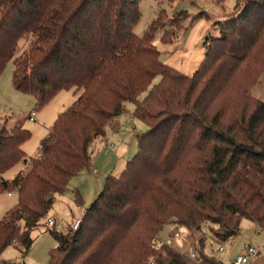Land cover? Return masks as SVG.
<instances>
[{
    "label": "trees",
    "instance_id": "trees-1",
    "mask_svg": "<svg viewBox=\"0 0 264 264\" xmlns=\"http://www.w3.org/2000/svg\"><path fill=\"white\" fill-rule=\"evenodd\" d=\"M140 1L0 0V76L15 57L13 86L38 108L61 91L77 96L39 156L22 148L28 130L0 126V194L18 196L0 218V255L12 245L29 253L33 231L90 168L93 141L127 102L148 126L138 152L107 177L77 230L50 231L58 247L48 264H221L157 245V236L170 222L199 232L210 223L220 244L244 219L264 232V101L249 95L264 71V0H239L234 14L214 21L220 35L206 39L191 76L160 61L153 40L162 13L134 33ZM173 35L165 30L164 41ZM23 39L28 48L16 56ZM19 163L14 179L1 176Z\"/></svg>",
    "mask_w": 264,
    "mask_h": 264
},
{
    "label": "rangeland",
    "instance_id": "rangeland-1",
    "mask_svg": "<svg viewBox=\"0 0 264 264\" xmlns=\"http://www.w3.org/2000/svg\"><path fill=\"white\" fill-rule=\"evenodd\" d=\"M240 5L239 0H141L140 10L142 16L135 25L134 33L138 36L144 35L152 21L160 16V27L153 40V44L160 51V61L179 72L191 76L203 62L207 49L205 41L208 37L220 35L214 21L223 20L234 14ZM183 16H176L177 14ZM180 25V26H179ZM167 30L174 33L172 41H164L163 34ZM28 48V40L20 42L16 56L23 54ZM15 57L8 62L0 76V126H6L9 130L16 127H24L31 133V136L22 144V148L28 157L39 156L42 142L50 135L59 115L66 111L77 99L73 90L61 91L48 104L42 108L36 106L35 98L30 94L17 91L13 86V71ZM156 78L153 85L158 83ZM249 95L264 101V71L259 75L255 85L251 87ZM146 92L140 96L144 99ZM135 104L127 102L124 110L117 120L105 127L104 138L97 137L95 155L92 160L91 170H84L75 176L69 183L66 192L58 195L53 209L47 217L41 221V225L33 231L34 244L29 253L25 256L19 247L12 245L0 255V264H48L50 252L58 247V241L50 231L67 233L73 229L77 219H83L88 208L94 203L102 192L106 177L103 176V169L112 164L115 174L120 176L128 161L132 160L138 152V135L148 130L146 123L134 117ZM35 111L36 121H31L29 115ZM116 124V127L112 124ZM106 138V139H105ZM92 143V145H93ZM124 147V148H123ZM131 147V148H129ZM123 148L124 150H122ZM122 154L125 152L123 166L116 167ZM91 152V149H90ZM127 154V155H126ZM23 163L17 164L1 176L4 179H14L21 170ZM120 167V168H119ZM98 172V173H97ZM82 199L81 204L77 203V196ZM18 201L16 193L0 194V218L7 210L11 209ZM53 221L49 226L48 222ZM212 224H206L203 231H197L178 223L170 222L165 225L157 236L156 244L173 242L175 249L188 254L193 249L203 253L210 258L218 245L226 248L220 254L221 260H226L231 254L235 244L239 241L251 243L259 248L264 243V232L256 225L246 219L241 221L239 236L220 243L213 232L220 231L218 227L210 228ZM176 232L180 238H174ZM195 248V249H194ZM204 250V252H203ZM203 252V253H202ZM261 254H264L262 248ZM201 258L198 262H201Z\"/></svg>",
    "mask_w": 264,
    "mask_h": 264
},
{
    "label": "built area",
    "instance_id": "built-area-1",
    "mask_svg": "<svg viewBox=\"0 0 264 264\" xmlns=\"http://www.w3.org/2000/svg\"><path fill=\"white\" fill-rule=\"evenodd\" d=\"M35 117H36L35 111L29 115V119L31 121H35ZM53 223L54 222L50 220L48 222V225L51 226L53 225ZM81 223H82V219H77L74 222L73 230H77L80 227ZM174 238L177 239L180 238V233L176 232L174 234ZM225 250L226 248L224 246L218 245L215 248L214 254L210 256V258L217 260L221 264H251L259 256L260 253L259 249L253 246L252 244H244L242 251L237 253L233 258L221 260L220 254L224 253ZM188 254L191 257V259H193L194 261H199L201 258L199 253H197L196 249L189 250Z\"/></svg>",
    "mask_w": 264,
    "mask_h": 264
},
{
    "label": "crops",
    "instance_id": "crops-1",
    "mask_svg": "<svg viewBox=\"0 0 264 264\" xmlns=\"http://www.w3.org/2000/svg\"><path fill=\"white\" fill-rule=\"evenodd\" d=\"M37 115V114H36ZM35 121H36V118H35ZM116 124L117 123H115V124H112V125H114V127H116ZM106 134V133H105ZM99 138H104V136L103 137H99ZM98 139V138H97ZM96 139V140H97ZM106 139V138H105ZM95 140V141H96ZM94 141V142H95ZM124 148V147H123ZM123 148H121L122 150H124ZM129 148H131V147H129ZM95 153H96V151H95V145H94V143H93V145H92V147H91V165H92V160L94 159V155H95ZM116 154H117V156H121L120 158H119V160H118V163H117V165H116V167H118L119 165H121L120 167H122L123 166V164H125V163H123L124 161H125V152H122V154L121 153H119L118 151L116 152ZM127 155V154H126ZM91 165H90V168H91ZM115 167V166H114ZM114 167H113V165L112 164H108L104 169H103V171H102V173L104 174L103 176H105L106 178L107 177H109L110 175H114L115 174V171H114ZM119 167V168H120ZM89 168V169H90ZM89 169H87V170H89ZM91 170V169H90ZM98 173V172H97ZM239 235H237V236H235L234 238H236V237H238ZM169 245H171L172 247H175V248H177L176 246H175V244L173 243V242H170L169 241V243H168ZM244 244H251V243H247V242H244ZM243 243H242V241H239L237 244H235V246H234V248H233V250H232V252H231V254L230 255H228V258L227 259H231V258H233L237 253H239V252H241L242 251V249H243ZM262 248H264V243L258 248L259 249V251H260V253H259V256L251 263V264H264V254H261V252H262ZM203 252H204V250H203Z\"/></svg>",
    "mask_w": 264,
    "mask_h": 264
}]
</instances>
